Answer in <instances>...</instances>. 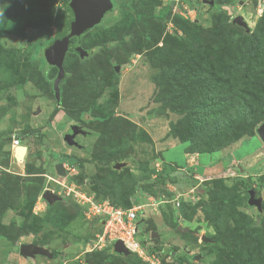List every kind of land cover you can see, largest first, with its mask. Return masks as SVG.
<instances>
[{
    "label": "rangeland",
    "instance_id": "obj_1",
    "mask_svg": "<svg viewBox=\"0 0 264 264\" xmlns=\"http://www.w3.org/2000/svg\"><path fill=\"white\" fill-rule=\"evenodd\" d=\"M224 1L231 2V6H223L221 16L235 33L240 27L233 23L236 16L246 22L248 32L243 29L247 34L264 29V0H258L256 7L251 0ZM164 5L159 1L151 12L153 18H133L126 28L123 23L133 11L116 1L113 13L105 15L82 38L85 48L104 44L105 50L101 47L98 54L85 59L72 56L71 60L68 55L64 69L69 77L62 84V96L58 99L50 82L54 70H46V77L39 70V66L45 67L44 51L36 49L31 59L33 46L51 37L53 30L31 22L27 29L0 34V264H104L105 252L118 256L109 264H175L170 255L181 252V264H214L218 251L223 255L229 251L235 254L236 242L245 237L247 224L264 222L257 219L254 207L241 208L240 213L230 210L236 203L247 202L251 190L264 194V149L259 138L244 137L243 143L241 139L214 154H187L189 142L179 143L169 132L171 125L180 126L186 121L171 111L174 91L169 85L166 87L160 69L146 60L143 37L146 30L154 47L163 45L169 37H183L175 24L168 26L169 22L165 23L159 15ZM196 6L206 10L201 2ZM48 7L57 8V4L46 0H0V20ZM183 20L188 27L214 26L211 14L197 15L191 23ZM17 22L14 18L0 22V31L9 30ZM123 34H132L129 43L124 41L122 48H112ZM107 48L112 49L106 51ZM109 60L119 67L118 72L113 73ZM179 79H184L183 74ZM189 87L194 89L193 78L180 85V93L188 94ZM72 126L78 131L75 146L63 141ZM182 130L179 127L175 134ZM13 136L25 137L22 145L27 147V153L21 161L9 162V139ZM68 147L73 148L69 154ZM65 155L69 160L77 158L85 163L82 169L74 168L71 174L58 177L54 165L68 164ZM116 159L126 164L122 178L115 177L110 170V163ZM166 165L174 171L177 181L166 183L164 189L170 190V200L181 194L177 208L169 211L162 202L151 207L148 198L139 193V198L131 199L133 206L142 207L137 211L138 220L152 223L147 226L148 234L142 228L137 232L138 239L144 241L141 248L147 260L137 254L119 256L110 243H99V221L77 214L73 199L65 198L64 191L52 183L73 184L93 198L99 196V189H104L109 199L116 200L125 195V189L119 185L127 188L129 176L135 177V186H139L153 181V175ZM189 169L200 175L198 183L223 179L224 188L200 191L197 183L190 187L185 180L190 176ZM45 189L62 198L55 208L72 216L62 230L46 218L49 211L41 198ZM160 198L168 200L164 193ZM213 221H220L219 231ZM239 221L241 226L236 225ZM178 226L188 232H179ZM151 232L157 236L151 237ZM21 244L36 245L52 257H21ZM158 247H162L159 252L148 250Z\"/></svg>",
    "mask_w": 264,
    "mask_h": 264
},
{
    "label": "trees",
    "instance_id": "obj_2",
    "mask_svg": "<svg viewBox=\"0 0 264 264\" xmlns=\"http://www.w3.org/2000/svg\"><path fill=\"white\" fill-rule=\"evenodd\" d=\"M46 1L56 3L57 8L48 7L44 11L34 12L32 10L19 16L5 17L0 22H6L11 18H14L18 22L12 25L9 30L0 31V34L10 30L15 31L19 28L27 29V25L31 22L41 24V27L53 30L51 37L33 46L34 53L31 59L36 55L37 50L44 51L45 67L43 68V66L38 65L39 70L43 73L44 77H46V70H54V76L50 81L51 88L55 95H58L60 98L62 96L61 86L69 77L64 69L68 55L71 60L72 56H75L77 59L90 58L98 54L101 47L104 49V44L101 47L85 48L82 38H85L94 28L86 32L81 37V47L86 51H90V54L86 57H79L77 53L67 52L62 58V69L60 70L57 63L61 57V52L55 40L54 16L57 9L70 0ZM114 1L112 9L107 14L113 13L116 8V1H119L126 10L133 11L132 15L131 13L127 15L129 18L125 19L123 23V27L127 28L130 26L133 18L137 21L153 18L151 12L158 6L160 0H137L135 6V0ZM181 2L190 8H194L198 17L204 14H211L214 24L212 29H203L200 26H186V22L179 15L172 13L171 4H165L161 7V14L159 15L165 23L175 24L183 33V37H169L163 45L154 47L146 30L143 35L145 46L147 47L146 60L149 65L160 69L161 75L165 79L166 87L169 85L171 90L174 91L171 92L173 104V106L170 105L171 111L182 115V118L186 121L180 126L178 124L171 125L170 134H173L179 143L189 142V147L185 149L187 154H214L223 151L244 137L250 139L256 136L259 138L256 130L264 123V29L253 32L254 34H247L243 28L236 25L237 28L239 27V32L235 33L231 27H228L225 18L221 16L222 7L231 6V2L214 0L215 5L213 7L205 5L206 10L199 9L196 6L200 2L203 4L202 0H181ZM161 17L159 20H161ZM192 24L196 25L195 22H192ZM131 37L132 34H123L119 40L114 42L115 45L112 48H122L126 45L124 41L129 43ZM72 40L75 41V38ZM112 48H107L106 51H111ZM109 63L113 73H116L113 67L115 63H111L110 60ZM180 73L183 74L184 79L178 80ZM191 78H193L194 89L189 87L188 94H181L180 85L187 84ZM179 127L184 128V130L179 134H175ZM19 139L23 144L25 137H19ZM11 140L9 139V144H11ZM244 141L243 139L242 143ZM65 158L68 161V165L73 168L82 169L84 166L85 162L81 159L72 158L69 160L68 155H65ZM7 159H9V162L12 161L11 153L7 155ZM122 162L123 160L116 159L110 163L111 173L115 177L120 175L122 178L123 171L126 170L125 168L120 170L114 168L115 164ZM178 169L175 168V170ZM188 171V175L190 176H187L185 180L190 187L196 186L197 183L200 191L206 189L222 190L224 188L223 179H213L212 181L198 183L199 181L193 179V175L196 174L194 172L196 171L194 169H189ZM153 176H155L153 181H148L139 186L136 185L137 187L135 186L137 182L136 178L129 176L127 178L129 182L127 188H124L123 184L118 183L122 189H125V195L113 200L112 198L109 199L108 192L104 189H99V196L94 198V201L100 202L109 199L108 201L113 206L124 210L133 207L131 199L134 196L135 199L139 198L138 196L136 197L138 193L139 196H153L157 201H160V197L164 193L168 197L167 201H170L172 194L164 189V185L168 182L177 181L174 171L166 165L162 171L156 172ZM37 192L40 193L41 188H38ZM263 203L264 200L262 205ZM73 204L77 214L83 217L82 208L76 203ZM262 205L261 212H258L256 209L258 220H264ZM55 206L56 203L52 206L46 205L47 211H49V214H46V218L62 230L70 223L72 216H66L67 213L64 209H57ZM166 206L169 211L174 209V204L172 203H167ZM247 206V202L241 201V203L234 204V207L230 210L232 213H240L238 210ZM60 215L62 217L59 219ZM95 220L99 221V231L101 233L103 219ZM248 221L249 219L247 223ZM165 222L170 224L171 221L166 220ZM241 224V221L236 223L239 226ZM149 225H152V223L147 219H140L138 228H142L143 233L148 234L149 230L147 226ZM213 225L217 231L222 226L220 221H213ZM249 226L250 224H247L245 237L239 240L240 242H236V246L238 247L235 254L229 251L226 255H223L221 254L223 252L218 251V257L214 261V264H264V222L260 223V225L251 224ZM152 229L156 230V227L153 225ZM136 238L138 239L137 235ZM139 241L142 244L144 243L142 240ZM161 249L162 247H158L157 249L148 248L150 253L159 252ZM104 255L105 257L102 258L104 264H109L113 257H118L108 252H105ZM170 256L176 262L175 264L183 263L181 260V256H184L183 252Z\"/></svg>",
    "mask_w": 264,
    "mask_h": 264
},
{
    "label": "water",
    "instance_id": "obj_3",
    "mask_svg": "<svg viewBox=\"0 0 264 264\" xmlns=\"http://www.w3.org/2000/svg\"><path fill=\"white\" fill-rule=\"evenodd\" d=\"M254 7L257 6L258 0H251ZM203 4L209 7H213V0H204ZM112 0H70L68 3L61 5L54 16V25L56 29L55 40L61 52V57L57 63L58 68L61 70L62 58L67 52L77 53L79 57H86L90 54V51H86L81 47V37L86 32L90 31L93 27L97 26L104 16L112 9ZM233 23L246 29L248 32V26L243 21L241 16H236L233 19ZM75 38L72 42L70 39ZM119 67H115V71L118 72ZM59 96L56 95V99ZM257 135L264 146V123L257 128ZM78 133L75 126L70 127L69 131L64 135V141L69 146H75L74 136ZM27 150L25 146H19L14 149L15 161L22 159ZM125 163H117L114 165L116 170H120L125 167ZM54 171L57 176L65 177L66 173L62 163L54 165ZM256 192L251 190L249 192L248 206L254 207L258 212H261L262 200L255 198ZM42 200L48 205L52 206L57 202H61L62 198L52 193L50 190H44L41 195ZM179 232H188V229H181L178 226ZM157 234L152 232L151 237H156ZM113 251L118 255L128 256L130 252L125 249L120 241H115L113 244ZM19 254L21 257L31 258L36 255H43L51 257L48 251L43 250L34 245L21 244L19 246Z\"/></svg>",
    "mask_w": 264,
    "mask_h": 264
},
{
    "label": "built area",
    "instance_id": "obj_4",
    "mask_svg": "<svg viewBox=\"0 0 264 264\" xmlns=\"http://www.w3.org/2000/svg\"><path fill=\"white\" fill-rule=\"evenodd\" d=\"M164 4H171L172 13L179 14V16L188 21H194L197 16V12L194 8L188 7L186 4L181 2V0H160ZM171 24H168L170 26ZM21 142L19 137H12L11 140V150L13 151L16 147L20 146ZM64 171L66 174H71L74 172V168L70 165H63ZM69 171V173H68ZM193 179L201 182V178L197 175H193ZM54 186L60 187L62 192L64 191L63 196L65 198L71 197L73 202L79 205L83 210V217L87 220L92 219H103V229L99 236V243L103 246L106 242L110 243L112 246L115 241H120L122 245L136 253L139 257L147 260L148 257L145 255L144 250L139 245L137 235V211L142 210L141 206H133L130 209H120L113 206L108 200H103L102 202H95L93 197L87 196L85 193L80 192L77 187L73 184H65L64 182L53 181ZM47 189V188H46ZM167 191H170L167 189ZM175 192V191H174ZM192 194V190L190 192ZM181 194H177V196L170 200L166 201L160 200L157 201L153 196H146L151 203L149 206L153 207L154 205L158 206L162 203H172L174 207L177 208L180 204L179 197ZM193 197H191L192 199ZM162 202V203H161ZM155 207V206H154ZM147 257V259H146ZM155 261L158 262L156 259Z\"/></svg>",
    "mask_w": 264,
    "mask_h": 264
},
{
    "label": "flooded vegetation",
    "instance_id": "obj_5",
    "mask_svg": "<svg viewBox=\"0 0 264 264\" xmlns=\"http://www.w3.org/2000/svg\"><path fill=\"white\" fill-rule=\"evenodd\" d=\"M112 2L113 3H115V1L114 0H112ZM251 2V1H250ZM241 4H242V2H240ZM252 3V2H251ZM73 38H71L70 40L72 41V42H74L73 40H72ZM114 67V69H115V67H117V66H113ZM70 129V128H69ZM69 129H68V131H69ZM74 139H75V136H74ZM63 141H64V139H63ZM65 142V141H64ZM66 143V142H65ZM67 144V143H66ZM263 149H264V146H263ZM256 192V195H255V198L257 199V198H260L261 200H262V202H263V200H264V194H262V193H258L257 191H255ZM256 209V208H255ZM140 220V219H139ZM139 220H137L136 221V224L137 225H139ZM30 245H33V244H30ZM34 246H36V245H34ZM37 256V255H36ZM36 256H33V258H31V260H33L34 259V257H36ZM56 256H54V258H55Z\"/></svg>",
    "mask_w": 264,
    "mask_h": 264
},
{
    "label": "clouds",
    "instance_id": "obj_6",
    "mask_svg": "<svg viewBox=\"0 0 264 264\" xmlns=\"http://www.w3.org/2000/svg\"><path fill=\"white\" fill-rule=\"evenodd\" d=\"M202 1H204V0H202ZM3 15V13H0V16H2ZM20 146H23L22 145V143H21V145ZM19 147V146H18ZM11 148V147H10ZM11 158H12V161H15V158H14V150L12 151L11 150ZM63 165H65V163L63 162L62 163ZM68 165V164H67ZM66 173V172H65ZM58 177H60V176H58ZM46 190V189H45ZM255 191V190H254ZM55 194V193H54ZM57 195V194H56ZM57 196H59V195H57ZM60 197V196H59ZM47 205V204H46ZM137 232H138V225H137ZM138 242H139V245L141 246V243H140V241L138 240ZM112 248H113V246H112ZM126 249V248H125ZM126 250H128V249H126ZM128 252H130V254H136V253H133L132 251H130V250H128ZM119 256H123V255H119Z\"/></svg>",
    "mask_w": 264,
    "mask_h": 264
},
{
    "label": "bare ground",
    "instance_id": "obj_7",
    "mask_svg": "<svg viewBox=\"0 0 264 264\" xmlns=\"http://www.w3.org/2000/svg\"><path fill=\"white\" fill-rule=\"evenodd\" d=\"M26 152H27V150H26ZM25 155H26V153H25ZM25 155H23V157H25ZM23 157H22V159H23ZM22 159H20V157L18 158V160H20V161H21Z\"/></svg>",
    "mask_w": 264,
    "mask_h": 264
},
{
    "label": "crops",
    "instance_id": "obj_8",
    "mask_svg": "<svg viewBox=\"0 0 264 264\" xmlns=\"http://www.w3.org/2000/svg\"><path fill=\"white\" fill-rule=\"evenodd\" d=\"M68 148H70V151H68L67 154L71 153V150L73 149V148L71 149V147H68ZM51 257H52V256H51Z\"/></svg>",
    "mask_w": 264,
    "mask_h": 264
}]
</instances>
